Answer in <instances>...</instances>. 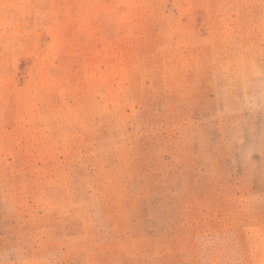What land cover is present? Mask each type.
<instances>
[{"label":"rangeland","instance_id":"obj_1","mask_svg":"<svg viewBox=\"0 0 264 264\" xmlns=\"http://www.w3.org/2000/svg\"><path fill=\"white\" fill-rule=\"evenodd\" d=\"M0 264H264V0H0Z\"/></svg>","mask_w":264,"mask_h":264}]
</instances>
